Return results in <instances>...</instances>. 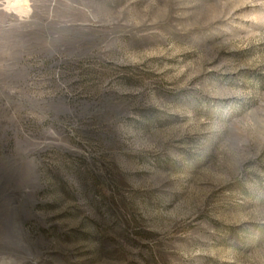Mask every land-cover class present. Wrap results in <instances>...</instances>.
<instances>
[{"label": "rangeland", "instance_id": "1", "mask_svg": "<svg viewBox=\"0 0 264 264\" xmlns=\"http://www.w3.org/2000/svg\"><path fill=\"white\" fill-rule=\"evenodd\" d=\"M0 264H264V0H0Z\"/></svg>", "mask_w": 264, "mask_h": 264}]
</instances>
